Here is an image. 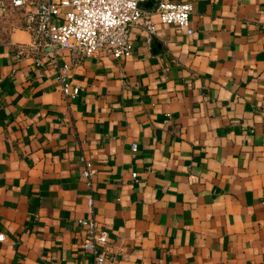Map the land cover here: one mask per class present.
<instances>
[{"label": "crops", "instance_id": "1", "mask_svg": "<svg viewBox=\"0 0 264 264\" xmlns=\"http://www.w3.org/2000/svg\"><path fill=\"white\" fill-rule=\"evenodd\" d=\"M173 1L193 31L153 15L148 42L139 20L124 58L35 47L0 14V264L88 260L89 215L107 264H264V0Z\"/></svg>", "mask_w": 264, "mask_h": 264}, {"label": "built area", "instance_id": "2", "mask_svg": "<svg viewBox=\"0 0 264 264\" xmlns=\"http://www.w3.org/2000/svg\"><path fill=\"white\" fill-rule=\"evenodd\" d=\"M145 0H0V14L12 6L20 10L23 26L32 34L35 47L48 45L55 53L58 48H73L83 55L98 52L111 54L115 58L131 55L133 43L131 28L142 20L149 42L156 32V20L164 24H175L186 33H191L189 1L157 0L153 9L142 7ZM68 65L58 68L61 90L69 99L79 91L67 77ZM132 148L136 150L135 143ZM93 167L85 161L82 174L91 185ZM133 171L132 175L135 176ZM87 204L92 210L93 197L87 195ZM77 223L83 230L82 247L90 258L74 264H107L112 257L107 248L108 232L94 215L80 216ZM4 237L0 233V240Z\"/></svg>", "mask_w": 264, "mask_h": 264}]
</instances>
